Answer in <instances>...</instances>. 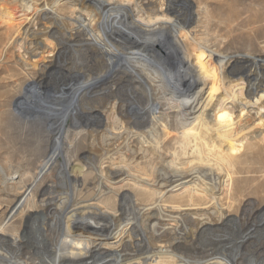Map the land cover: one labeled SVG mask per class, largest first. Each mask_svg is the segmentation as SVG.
I'll list each match as a JSON object with an SVG mask.
<instances>
[{
    "label": "bare ground",
    "instance_id": "obj_1",
    "mask_svg": "<svg viewBox=\"0 0 264 264\" xmlns=\"http://www.w3.org/2000/svg\"><path fill=\"white\" fill-rule=\"evenodd\" d=\"M227 5L0 0V103L21 115L0 264H264V200H234L264 190V37L233 56L206 38L264 14Z\"/></svg>",
    "mask_w": 264,
    "mask_h": 264
},
{
    "label": "rangeland",
    "instance_id": "obj_2",
    "mask_svg": "<svg viewBox=\"0 0 264 264\" xmlns=\"http://www.w3.org/2000/svg\"><path fill=\"white\" fill-rule=\"evenodd\" d=\"M224 1L226 3L228 2L227 7L225 8L226 14H229L231 4L233 6L238 7L239 12L241 13V20H242L243 25L245 23V20L249 16H254L256 21L257 20L260 21L262 19L260 18L261 17L260 15L251 14L250 12L251 10L256 9L260 13L262 12L264 14V0H224ZM215 4H216V0H193L192 9L195 11V13L202 14V8L205 5H209L210 9L212 8L214 9ZM256 23H257L255 26L256 28L251 27V30H249L248 27H240V25L238 27L237 25L238 23L236 24L233 23L231 24V27L228 28L224 25L223 26L219 25V23L217 22V19L215 18L210 23L209 31H207V27H205L204 25L200 31L201 33L207 31L206 38L211 40V42L215 45H220L223 42L226 45L227 49H229V52H231V55L233 56L243 51L246 52L247 47H249L250 38L253 40L254 38H256L257 35L264 37V22L260 21ZM39 28L41 27H38V26L36 27V31L38 33L40 32V30H38ZM6 32L8 31L5 27H0V37L2 36L4 37L6 35ZM20 38H19L20 44L18 43L17 48L14 50V53H15V60L17 62L21 61L20 63H22L23 59L19 55L23 56L25 54L24 53L25 46L23 45L24 43H21L22 38L21 39ZM31 38L32 37L28 38L27 44L31 42ZM263 40L264 39H262V41H259V42H263ZM21 46H23L22 49H21ZM28 57L29 56L27 55V57L25 58L27 59ZM39 58L41 57L38 56L37 59ZM47 61H49V59H47ZM80 62L82 63V59L80 60ZM42 65L43 64H41V67ZM0 77H2V75ZM28 77L29 78L24 77L23 79L24 83L21 87V93H22V96L26 99V102L28 100L27 98L30 97L28 102L31 101L32 103H34V100H33L34 97L32 96V92L30 93V91L32 90L33 85H36V81L34 80L33 75H30ZM262 85L264 86L263 81H262ZM6 87H7V84L4 82L2 83L0 81V90H6ZM43 92L46 95L47 89H44ZM31 96L33 98H31ZM260 97H261L260 102L264 103V95H261ZM31 102H29V104H32ZM10 106L11 104L8 102L0 103V169L1 167H4L5 169V175L1 174L0 172V203H2V206L10 207V211H11L9 213L8 211L5 212V216H9V214H12V212H14L15 210H17V208L20 207V203L16 199L15 195L12 192H9L8 190H4L3 188V182H4L5 176L15 171V165L17 161L16 153H17V148H18V144H17L18 141L14 139V135L17 134V132L15 131L17 130L16 128L19 124L18 121L20 120L19 117L21 116L18 111L19 109L16 106L15 107L11 106V108ZM257 151H259V154L257 156L259 166L264 167V149L259 148ZM249 153H250L249 148L245 146L243 152L240 154L239 159L244 167L243 168L244 171H247L248 169L253 170V171L255 170V168L251 167L252 165L250 166V161L252 157L251 155H249ZM239 189L240 190L235 193L234 200H248V199L249 200H264V190L261 188V186H259L256 183L241 182L239 185Z\"/></svg>",
    "mask_w": 264,
    "mask_h": 264
}]
</instances>
